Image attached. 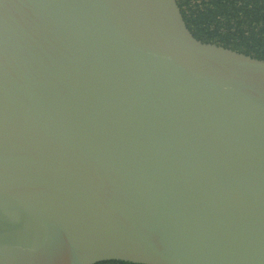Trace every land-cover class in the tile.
I'll return each mask as SVG.
<instances>
[{
	"label": "water",
	"instance_id": "95a60500",
	"mask_svg": "<svg viewBox=\"0 0 264 264\" xmlns=\"http://www.w3.org/2000/svg\"><path fill=\"white\" fill-rule=\"evenodd\" d=\"M264 264V59L178 0H0V264Z\"/></svg>",
	"mask_w": 264,
	"mask_h": 264
},
{
	"label": "trees",
	"instance_id": "16d2710c",
	"mask_svg": "<svg viewBox=\"0 0 264 264\" xmlns=\"http://www.w3.org/2000/svg\"><path fill=\"white\" fill-rule=\"evenodd\" d=\"M178 4L198 39L264 59V0H178Z\"/></svg>",
	"mask_w": 264,
	"mask_h": 264
}]
</instances>
